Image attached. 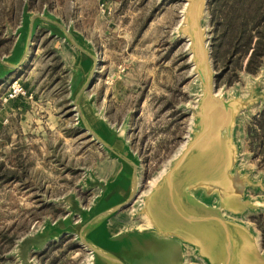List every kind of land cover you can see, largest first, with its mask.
<instances>
[{
  "label": "rangeland",
  "instance_id": "obj_1",
  "mask_svg": "<svg viewBox=\"0 0 264 264\" xmlns=\"http://www.w3.org/2000/svg\"><path fill=\"white\" fill-rule=\"evenodd\" d=\"M25 2L28 12L45 8L92 44L98 64L87 93L95 94L96 108L110 124H126L145 190L184 142L200 91L188 42L176 35L184 2L0 0V55L12 45ZM209 16L206 10L200 25L211 31ZM57 39L37 29L33 53L11 81L31 78L35 96L42 99L29 131L14 132L12 144L0 149V264H85L87 251L72 233L78 230L79 212L98 192L89 176L103 179L115 168V161L75 124L68 99L71 54ZM245 65L246 59L229 80L224 74L218 78L216 91L243 93L254 79L264 86V63L255 74L245 72ZM259 110L243 121L241 137L242 163L255 169V176L264 175V144L250 150L246 128ZM246 220L259 231L253 217Z\"/></svg>",
  "mask_w": 264,
  "mask_h": 264
},
{
  "label": "water",
  "instance_id": "obj_2",
  "mask_svg": "<svg viewBox=\"0 0 264 264\" xmlns=\"http://www.w3.org/2000/svg\"><path fill=\"white\" fill-rule=\"evenodd\" d=\"M182 1L176 35L188 42L201 81L200 91L184 142L145 190L141 160L130 148L126 124H110L96 108L95 94L87 93L98 59L82 34L45 8L28 12L25 2L13 33L16 42L20 36L23 39L21 51L11 59L0 55L1 78L26 64L36 29H44L50 37L72 47L83 60V65L69 69L71 114L77 127L87 132L119 166L103 179L89 176L98 192L79 212L77 232H71L87 251L85 264H95L103 253L89 236L91 224L109 220L124 209L129 223L113 231L112 236L127 249L121 254L131 255L139 264H264L261 232L246 220L264 215V175L255 176V169L247 168L241 158L242 123L254 116L257 108L259 113L264 111V86L261 80L254 79L243 93L216 91V80L225 68L215 71L212 30L200 25L210 0ZM262 69L263 65L258 71ZM109 180L125 182L122 196L111 206L98 210L101 196L107 195ZM142 220L146 225L138 223Z\"/></svg>",
  "mask_w": 264,
  "mask_h": 264
},
{
  "label": "trees",
  "instance_id": "obj_3",
  "mask_svg": "<svg viewBox=\"0 0 264 264\" xmlns=\"http://www.w3.org/2000/svg\"><path fill=\"white\" fill-rule=\"evenodd\" d=\"M30 3L32 5L33 0ZM208 10L214 66L225 68L223 74L229 80L232 74L237 75V68H241L246 59L243 70L250 74L257 73L264 63V0H210ZM246 136L250 141V150L256 151L263 146L264 111L246 128ZM2 167L3 162L0 163V170ZM8 178L11 180L15 177L10 175ZM254 222L264 243V217H256Z\"/></svg>",
  "mask_w": 264,
  "mask_h": 264
},
{
  "label": "crops",
  "instance_id": "obj_4",
  "mask_svg": "<svg viewBox=\"0 0 264 264\" xmlns=\"http://www.w3.org/2000/svg\"><path fill=\"white\" fill-rule=\"evenodd\" d=\"M36 33H37V29H36ZM45 33L49 34L48 31L47 32L45 31ZM34 39L35 36L33 37L32 40V46L30 47L27 62L29 61L33 53L34 41H35ZM16 40H17L16 38L13 39L10 49L6 53L1 55V57L3 56L7 59H11L19 55L21 51L20 43L21 41L23 42V39L20 36L17 42ZM64 47H66L67 48L66 51L71 54V58H70L71 64L69 66V69L73 68L74 66L84 64L82 63L83 62L82 58L78 56V54L75 52V50L72 47L66 44L64 45ZM12 50H14L13 53ZM21 68L8 72L3 77H1L0 87H2V85H6L8 87L9 83L21 71ZM28 75L29 77L33 76V74L30 73ZM21 83L26 89H28V91L32 93L33 95L32 98L20 97L14 100L2 101L1 99V97L3 96L2 93L7 87L0 92V149L7 148L12 144V136L14 132L22 134L29 131L28 129L31 127L29 122H32V117L34 113L33 111L34 109H37V107L40 106L41 104L42 98H40L37 95L35 96L34 92L36 85L34 83L31 84V78L28 79L27 77L25 80H22ZM32 88H34V91L32 90ZM34 121L36 120L34 119ZM105 155H106V159H108L106 153ZM114 166H115V170L117 171V169L119 168L118 164L116 163ZM109 182L110 185L107 187V193H106L107 195L105 197L101 196L100 201L98 203L99 204L98 210H102L111 206L113 203L117 202V200L120 199L122 196V190H124L123 189L124 185L122 184H125V182L124 181L117 182L112 180L111 181L109 180ZM128 223H129L128 213L124 209L117 212L109 220H103L100 223L91 224L90 226L91 230L89 231V236L91 237L94 243H96L97 245H99V247L103 249V253H101L98 256L95 264H139L138 262L135 261V259L131 257V255L121 254L120 251H124L127 249H123L125 246L121 247L119 245V242L115 240V237L112 236L114 234L113 231L118 230L120 226ZM138 223L141 226L146 225V222L143 220L138 221Z\"/></svg>",
  "mask_w": 264,
  "mask_h": 264
},
{
  "label": "built area",
  "instance_id": "obj_5",
  "mask_svg": "<svg viewBox=\"0 0 264 264\" xmlns=\"http://www.w3.org/2000/svg\"><path fill=\"white\" fill-rule=\"evenodd\" d=\"M20 97L32 98V94L21 84V82L15 80L9 84L1 99L2 101H7Z\"/></svg>",
  "mask_w": 264,
  "mask_h": 264
}]
</instances>
